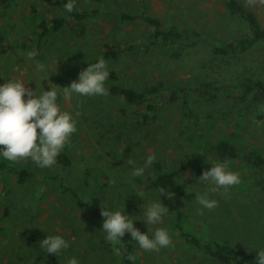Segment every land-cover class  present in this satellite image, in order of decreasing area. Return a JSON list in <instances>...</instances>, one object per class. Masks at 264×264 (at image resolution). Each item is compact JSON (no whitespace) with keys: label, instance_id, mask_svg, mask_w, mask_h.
Instances as JSON below:
<instances>
[{"label":"rangeland","instance_id":"rangeland-1","mask_svg":"<svg viewBox=\"0 0 264 264\" xmlns=\"http://www.w3.org/2000/svg\"><path fill=\"white\" fill-rule=\"evenodd\" d=\"M244 1L256 10L264 26V0ZM32 6L41 13L33 15ZM141 10L139 0H74L72 12L88 14L83 21L84 34L65 27L40 43L36 33L42 16L72 17L54 8L49 1L10 0L7 9L0 5V34L4 35L8 46L7 53L0 54V83L19 78L33 89L37 83L47 90L49 82L65 87L87 67V62L103 58L109 73L116 74L115 83L119 86L148 91L164 81L172 86L179 84L181 91H186L183 99L172 103L168 102L169 94H166L159 104L157 122L147 126L134 114L138 110L136 106L110 93V78L106 81V96L73 94L60 99L61 108L73 113L76 119L77 130L62 149L71 157L72 166L63 170L55 163L39 168L28 159L16 163L32 168L37 174L57 176L73 188L75 194L62 192L55 181L44 176H33L24 185L9 183L5 186L0 182V199L2 194L9 193L6 201L9 216L2 221L7 234L0 241V264H66L67 257H76L79 264H121L119 242L106 241L100 233L103 218H95L101 208L87 200L98 198L104 207L119 208L125 202L129 215H139L146 201L134 194L139 187L136 180L149 183L146 190L154 188L147 169L141 178L128 175L129 157L142 163L147 155H153L154 160L163 161L171 170L192 164L204 171L210 168L205 163L206 158L209 163L219 161L215 147L222 136L242 150L240 160L226 164L239 173L240 183L210 193L215 206L202 208L193 200L195 193L203 195L206 191L197 181L202 171L197 174L187 186L189 220L183 224L184 231L249 254L257 255L248 247L264 248V191L260 189L264 164L259 168L244 160L250 152H257L264 159V118L258 119L260 110L246 111L243 104L238 105L227 97L217 96L205 101L192 91L203 81L227 82L244 74L264 80V46L260 42L250 52L234 57L213 55L210 50L213 45L223 46L249 32L247 24L239 25L230 18L224 0H148L150 15L166 26L197 31L200 40L177 57L172 54L179 51L178 45L169 46L170 50L158 48L146 53L147 46L142 42L151 37L152 29L140 19L122 21L123 13L139 14ZM109 45L123 49L117 61L104 57ZM28 52L35 53L32 60L24 59ZM35 61L50 65L53 73L48 80L43 81L46 77L35 71ZM57 91L62 89L57 88ZM190 111L195 116L192 120L187 117ZM189 124L194 125L193 129L180 133ZM137 183L143 185V181ZM154 198L155 192L149 193V199ZM76 201L88 204V212L86 206L83 207L85 215ZM142 213L143 209L136 218L141 219ZM134 226L147 231L142 221H136ZM162 226L169 229V247L145 251L132 240L138 264H218L204 252L186 245L170 211ZM55 234L63 235L69 242V247L58 257L39 249V242L46 235Z\"/></svg>","mask_w":264,"mask_h":264},{"label":"trees","instance_id":"trees-1","mask_svg":"<svg viewBox=\"0 0 264 264\" xmlns=\"http://www.w3.org/2000/svg\"><path fill=\"white\" fill-rule=\"evenodd\" d=\"M49 1L54 8L63 9L64 3L67 0H43ZM101 1V0H94ZM142 6V12L139 14H127L123 13L122 21H136L138 19L152 29L151 37L146 41L142 42L146 45V53H150L158 48H167L169 46L178 45L179 51L172 54L173 56H181L186 50L193 47V43L200 40V34L197 31H192L188 28H179L175 25L166 26L162 20L152 16L148 13V0H139ZM10 0H0V5L4 9L9 8ZM224 6L230 16V18L239 25L247 24L248 33L231 40L227 44L213 45L210 48L211 52L216 57L226 58L234 57L237 55H244L252 50L258 43H262L264 46V26L260 22L256 12L250 7L246 6L243 0H224ZM33 15H39L41 12L36 6L31 7ZM65 11V10H64ZM66 12V11H65ZM72 18L55 17L47 18L42 16L43 20L39 25V31L36 33L38 41H43L53 34L59 32L65 27H70L77 30L80 34H84V19L87 18L85 12H66ZM77 21V23H73ZM196 39V40H194ZM197 44V43H196ZM127 50V48H126ZM8 46L6 39L3 34H0V54H6ZM123 49L119 46H107L104 57L107 60L117 61ZM111 79L110 93L113 96L119 97L133 107L136 106L138 110L134 111L136 117L142 119L145 126L150 122H157L158 113L161 111L160 102L163 100L166 94H169L168 102H176L183 99L185 92L181 91L182 87L178 84L177 86L168 85L164 81H160L154 86L150 87L148 91H135L132 88L119 86L115 82L117 80L114 72L109 73ZM188 90V89H187ZM195 96L199 99L210 101L217 98V96H224L233 100L238 105H244L246 111L260 110V114L257 115L259 120L264 118V80L256 79L250 75H238L229 79V81H203L196 86ZM184 104L186 102L184 101ZM262 113V114H261ZM189 113L188 119L192 120L195 116ZM210 117V116H209ZM208 117V118H209ZM232 117V118H231ZM234 118L229 117V120ZM230 124V123H229ZM239 124V123H238ZM193 124H189L187 129L180 133H188L189 129H193ZM219 143L215 147L216 157L220 162H233L242 158V150L237 148L228 138L223 139V136L219 138ZM2 147V146H0ZM187 157V156H186ZM188 158V157H187ZM244 160L252 162L259 168L263 166L264 159L257 152H250L245 156ZM61 169L67 170L72 166V159L66 150H62L55 162ZM200 168L196 165L187 164L177 170H171L167 167L163 161L153 160L150 167L147 168V173H150L149 180L153 188L163 187L169 191L175 193L174 197L165 198L163 196L160 199L169 208V211L174 215L175 228L179 234L184 236V241L187 246L194 247L207 256L214 259L218 264H255L256 255L249 254L242 250L236 249L233 246L220 243L218 241L202 239L199 235L192 234L184 231L183 224L189 220L186 212V201L185 197L187 194V186L192 183L197 174L199 175ZM33 176H44L52 179L57 183V188L66 194H75V191L70 186L66 185L63 180L57 176H45L40 173H36L32 168L25 167L17 164L16 162L6 161L0 159V182L8 186L9 183H15L16 185H24ZM41 178V177H40ZM260 189L264 191V179L260 185ZM5 191V190H4ZM3 191V192H4ZM7 194V193H6ZM9 198V193L3 195L0 199V241L6 236V229L2 224L3 219L9 216V206L6 201ZM90 200V201H89ZM87 200L88 203L103 206L98 198H92ZM78 207L84 210L86 214V206L88 212V204L82 201H76ZM102 218L99 214H96V220ZM115 245V244H114ZM111 244V246H114ZM117 248L120 252L121 264H138L134 254V246L132 239L128 234H125L121 238V242L117 244Z\"/></svg>","mask_w":264,"mask_h":264},{"label":"clouds","instance_id":"clouds-1","mask_svg":"<svg viewBox=\"0 0 264 264\" xmlns=\"http://www.w3.org/2000/svg\"><path fill=\"white\" fill-rule=\"evenodd\" d=\"M74 0H67L63 5L66 12H72ZM34 52H28L24 59L32 60ZM35 71L43 74L48 80L50 65L45 62L35 61ZM109 78L107 62L98 58L94 63L87 62V67L80 70L77 78L72 80L68 86L59 87L49 82L48 89L35 83V89L26 87L24 80L7 79L0 83V159L17 162L22 159L32 161L39 168L51 167L55 164L59 153L64 149L76 132V119L73 113L63 110L60 99H67L75 94L82 97L106 96L108 89L106 81ZM55 85V87L50 86ZM57 88L62 89L61 92ZM155 157L147 155L142 163L129 157L127 164L130 166V177L141 178L145 176V170L150 167ZM205 163L210 168L202 171L197 181L201 182L206 191L203 195L195 192L198 205L202 208L212 209L216 201L209 198L210 193L228 188L240 183V175L237 171L220 161ZM143 181L139 185L137 181ZM139 186L134 193L138 198L145 200L142 218L139 215H129L125 210V202L122 208L104 207L100 205V215L103 218L100 233L104 239L110 242H121V238L128 234L136 241V245L145 251H158L169 247L171 244L170 232L167 227L162 226L169 213V208L160 199L174 197L175 193L163 187L146 190L149 184L144 180L137 179ZM155 192L156 198L149 199V193ZM136 221H142L147 228L142 232L135 227ZM69 247V242L61 234L46 235L39 242V249L46 254H54L57 257ZM256 251L255 264H264V248L248 247ZM66 264H79L76 257H67Z\"/></svg>","mask_w":264,"mask_h":264},{"label":"crops","instance_id":"crops-1","mask_svg":"<svg viewBox=\"0 0 264 264\" xmlns=\"http://www.w3.org/2000/svg\"><path fill=\"white\" fill-rule=\"evenodd\" d=\"M244 1V0H243ZM140 3V2H139ZM244 3H245V1H244ZM246 4V3H245ZM141 6V5H140ZM246 6H248V7H250V4H246ZM251 9H253L255 12H256V10L254 9V8H252V6L250 7ZM141 9H142V6H141ZM143 10V9H142ZM142 10H141V12H142ZM256 14L258 15V13L256 12ZM259 18V17H258ZM260 20V19H259ZM261 22V21H260ZM186 196H187V194H186ZM185 201H186V197H185Z\"/></svg>","mask_w":264,"mask_h":264}]
</instances>
